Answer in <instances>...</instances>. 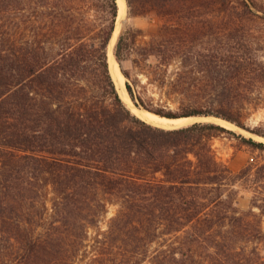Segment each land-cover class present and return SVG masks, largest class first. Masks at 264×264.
I'll use <instances>...</instances> for the list:
<instances>
[{"label":"trees","instance_id":"obj_1","mask_svg":"<svg viewBox=\"0 0 264 264\" xmlns=\"http://www.w3.org/2000/svg\"><path fill=\"white\" fill-rule=\"evenodd\" d=\"M160 2L180 27L185 1ZM216 3L229 20L237 14L236 27L264 20L256 0ZM118 16L117 0H0V264H264V161L235 173L214 140L229 135L262 152L264 142L215 122L166 128L137 116L110 69ZM172 26L149 44L160 60L147 65L151 84L185 48ZM50 32L63 47L57 57ZM136 44L131 29L121 34L120 64ZM252 45L205 65L208 93L181 90L188 76L179 73L167 92L181 97L179 109L158 104L123 70L129 94L162 117H219L264 137V124L244 121L250 106L264 105V63ZM238 182L252 190L249 213L237 206ZM110 201L120 209L108 236L80 257L86 228Z\"/></svg>","mask_w":264,"mask_h":264},{"label":"rangeland","instance_id":"obj_2","mask_svg":"<svg viewBox=\"0 0 264 264\" xmlns=\"http://www.w3.org/2000/svg\"><path fill=\"white\" fill-rule=\"evenodd\" d=\"M184 1L186 7L184 13H186L187 16L180 24V27L179 21L176 18H172L173 21L171 22L167 16H165V12L161 8L162 5L160 0H132V12H130L126 1V13L121 20L123 22L116 35L112 50L116 59L115 48L117 42L123 32L131 29L133 33L137 35V44L134 49L131 50L130 54L127 55V58L122 64L116 59L120 71L125 77L124 87L126 88L129 79L126 77L123 70L130 73L131 83H134V85L135 83L145 85L149 95L153 96L157 103L160 102V105H167L174 110L179 109L181 97L177 93L173 96H168L167 92L173 90L171 82L177 80L179 73L188 76L185 85L180 88L181 90L184 89L197 91L198 93H208V91L212 89V86H210L208 82L211 70L208 67L205 68V65H209L210 62L212 63L213 59L218 60L217 56L220 54H225L226 56L230 54L233 55L236 52L235 47H242V50L245 51L248 43L253 42L252 46L256 57L264 63V20L258 19L257 25L253 27L248 26V21L238 23L239 26L236 27L231 20L232 18L235 19L237 14L235 13L231 20H229V16L220 9L221 6L219 3H216V0H209L207 2H201V0ZM256 1H258L264 9V0ZM199 2L201 3L200 7L197 6ZM80 5L83 6V2H80ZM68 6L69 5H65V7ZM48 9L49 6L47 7V10ZM260 15L264 16V12H261ZM248 19V16H246L245 20ZM43 20H46V17H44ZM165 24L173 25L170 29V33H175L179 31L177 29L180 28L181 32H183L182 36L185 48L173 57H166L167 65L163 66L162 71L158 74L159 76H157L158 78L153 76L154 80H151V82L154 83L151 84L147 76V65L155 66L160 60L158 55L152 54L153 50L149 48V44L159 37ZM46 29H49V26H46ZM55 37L56 44L53 43L54 39L51 32L48 39H44L45 41L50 42L48 47L52 48L50 51L52 52L53 57H57L63 49L58 43L59 36ZM108 53L111 69L110 45ZM205 60L206 62H201ZM214 64H216V62ZM214 73L218 74L216 71ZM128 92L129 91H127V93ZM128 95L131 102L124 100L127 104L129 103L128 105L130 108H132L133 105L136 107L129 93ZM248 112L249 113L244 120L248 127L255 128L264 124L263 104L259 105L257 108L250 106ZM198 121L217 123V121L205 117L199 118ZM234 126L235 128L226 127L237 133L244 134L246 137H254L258 140L261 138L253 135L245 129L238 126L236 127V125ZM173 127H175V125L170 128ZM214 147L219 160L227 164L235 173L240 172L250 164L257 165L264 161V152L254 149L244 144L239 139L229 135L217 137L214 140ZM235 189L238 192L237 206L239 209L242 212H251L254 197L252 190L243 182H238ZM52 197L53 194L51 193L49 198L50 206H52ZM119 209L120 205L118 202L110 201L106 212L100 217V219H98L94 225L88 224L90 227L86 228V247L80 252V257L83 258L82 255H85L86 251L92 253L97 248L96 245H99V239L105 240L109 234L108 231L110 229L112 218L117 215ZM254 210L260 212L258 208H255ZM252 245L254 246V244ZM260 247L264 254V246ZM86 255L89 256L90 253Z\"/></svg>","mask_w":264,"mask_h":264},{"label":"bare ground","instance_id":"obj_3","mask_svg":"<svg viewBox=\"0 0 264 264\" xmlns=\"http://www.w3.org/2000/svg\"><path fill=\"white\" fill-rule=\"evenodd\" d=\"M117 1H118V5H119V16H118L117 26H116V29H115V32H114V35H113V38H112L111 44H110L111 71H112L113 78H114V80L116 82V85H117V87L119 89V92H120L121 96L126 101H130L131 102L130 97H129L127 91H126V88L124 87L125 77L121 73L119 65H118V62L115 59L114 54L112 52L116 35L118 34V31L120 29L121 23L123 22L121 20L123 19L124 14L126 13V9H127L126 0H117ZM132 110L137 116H139L143 120H145V121H147V122H149V123H151L153 125L166 127V128H170L173 125H175V127L186 126V125H189L190 123H192L194 121H198V119H199V118H195V117H183V118L162 117V116L157 115V114H155L153 112H150V111H147V110H143V109H138L134 105L132 107ZM209 119L215 120V121H217V123H220V124L225 125L227 127L235 128L234 125H231L230 123H227L226 121H224L222 119H215V118H209ZM260 140L264 141V138H260Z\"/></svg>","mask_w":264,"mask_h":264},{"label":"water","instance_id":"obj_4","mask_svg":"<svg viewBox=\"0 0 264 264\" xmlns=\"http://www.w3.org/2000/svg\"><path fill=\"white\" fill-rule=\"evenodd\" d=\"M126 89H127V86H126ZM127 91H128V89H127ZM129 93V92H128ZM137 107V106H136ZM138 108V107H137ZM139 109V108H138ZM210 117H213V116H208V117H205V118H210ZM183 118V117H182ZM198 118H202V117H198ZM215 119H222V118H219V117H214ZM222 120H224V119H222ZM224 121H226L227 123H230L231 125H234L233 123H231V122H229V121H227V120H224ZM197 122H202V121H196V122H193V123H191V124H194V123H197ZM237 127V126H236ZM173 128H176V127H173ZM261 138H264V137H261ZM264 142V141H263Z\"/></svg>","mask_w":264,"mask_h":264}]
</instances>
